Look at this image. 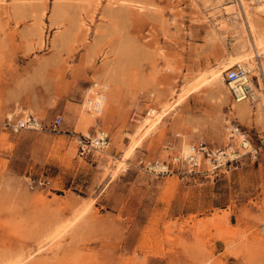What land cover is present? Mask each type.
Returning <instances> with one entry per match:
<instances>
[{
    "label": "rangeland",
    "instance_id": "rangeland-1",
    "mask_svg": "<svg viewBox=\"0 0 264 264\" xmlns=\"http://www.w3.org/2000/svg\"><path fill=\"white\" fill-rule=\"evenodd\" d=\"M255 1L243 0L264 30ZM214 4L0 0V264H264V54L241 118L226 84L201 81L248 39ZM93 81L106 85L99 116L81 104ZM27 113L41 128L12 131ZM99 129L108 148L79 158L75 135ZM198 140L232 159L213 172L144 168Z\"/></svg>",
    "mask_w": 264,
    "mask_h": 264
},
{
    "label": "built area",
    "instance_id": "built-area-1",
    "mask_svg": "<svg viewBox=\"0 0 264 264\" xmlns=\"http://www.w3.org/2000/svg\"><path fill=\"white\" fill-rule=\"evenodd\" d=\"M250 76V70L245 65L234 64L224 71V81L229 84V91L234 100H249L253 96V89L247 83ZM91 90L89 96L83 100V107L86 112L92 116H99L103 109L105 100L104 85L100 82L93 81L90 85ZM151 110V109H150ZM150 110L147 111L149 114ZM62 121V117L57 115L53 119V126H58ZM9 128L17 132L21 129L38 130L41 128V122L37 116L27 113L16 119L13 123H8ZM235 132V130H233ZM234 133H231L233 135ZM76 154L79 158H87L88 156L98 155L104 152L110 145V137L108 133L99 129L93 133L76 134L75 135ZM243 147H247L248 143L242 139ZM187 147V148H186ZM169 148L173 151L174 146L169 144ZM233 151L229 149H220L211 147L202 140H198L182 147L180 152H170L169 159L163 164L158 162L147 163L144 168L149 172L161 173L172 172L184 168L188 173L206 170L213 172L225 165L231 160ZM39 183H41L39 181ZM31 187H33L31 185Z\"/></svg>",
    "mask_w": 264,
    "mask_h": 264
},
{
    "label": "bare ground",
    "instance_id": "bare-ground-1",
    "mask_svg": "<svg viewBox=\"0 0 264 264\" xmlns=\"http://www.w3.org/2000/svg\"><path fill=\"white\" fill-rule=\"evenodd\" d=\"M210 1L212 3L217 2V4H214L212 6L213 8H219L220 6H223L221 10H223L222 11L223 13H225L231 17V20H232L231 24L234 27L239 28L240 32L246 33L248 36V39L246 40V42L243 43L240 47L241 49H244V50H242L241 53H238L237 55L232 56L231 58H229L228 61L223 63L222 66H219L216 69L214 68V70L211 71L208 75H203L201 81L206 80V81L213 82V83H215L217 88H220L221 84H226L227 86L229 85L224 81V71L227 68L233 66L236 63L241 64V65H245L246 68L249 69L250 71H251L252 67L255 68L254 62L256 63V60L254 61L253 56H259V55L264 54V30L263 29L259 30L256 28V26H255L256 20H254V18H253L254 16L252 17L250 15L249 11H251V10H248V5H246L243 2V0H239L237 3H228L225 5H222V4H224L223 0H210ZM253 3H255V4L253 5L252 8L255 9V12L257 13V15H264V0H256ZM250 4H252V3H250ZM239 18H240V21H238ZM257 67H258V65H257ZM252 75H254V74L250 73V76L247 80V83L251 87L254 86L253 81L251 79ZM262 79H264V75H263ZM103 85H104V87H106L105 84H103ZM194 86H195V84H194ZM185 88H187V87H185ZM190 89H192V88L185 89V91L180 96L181 98L178 100V102L176 101V103H174L173 105H172V103L171 104L169 103L167 105H163V107L159 111L151 108L148 115H151V116L153 115V116L152 117H146V116L143 117L144 118L143 123L139 126L138 130L134 134L136 135L143 128H145V130H148V129L154 127L156 124H158L161 121L162 117H164L168 113V111L170 110L169 108L171 106L174 107L176 104H178L183 98H185L191 92ZM90 90H91V87L88 88V91H90ZM252 97H254V96H252ZM105 103H106V96H105L103 106H105ZM103 109H104V107H103ZM233 110H234L235 114L241 118L247 116L249 111H250V105H249L248 100H234ZM152 112H153V114H152ZM82 118H83V120L84 119L86 120L87 124L85 127L86 128L89 127L91 125V124H89L90 119H87V117L85 115H83ZM232 127L235 130L236 134H239V136L243 137V135L240 133L239 129L236 126H232ZM132 140H134V138H132ZM130 144H131V142H130ZM183 145H185V144H183ZM136 146L137 145H135V142H133V144L131 146H129L130 148L122 154L123 157L120 159V161H125L130 156L131 151H133V149H135Z\"/></svg>",
    "mask_w": 264,
    "mask_h": 264
}]
</instances>
